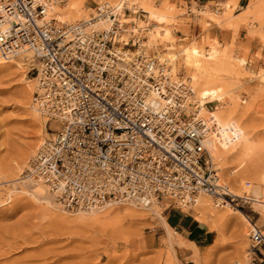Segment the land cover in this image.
<instances>
[{
  "label": "built area",
  "instance_id": "built-area-1",
  "mask_svg": "<svg viewBox=\"0 0 264 264\" xmlns=\"http://www.w3.org/2000/svg\"><path fill=\"white\" fill-rule=\"evenodd\" d=\"M135 5L97 3L89 18L63 22L48 15V0H0V53L30 52L33 102L58 122L27 172L70 210L163 198L182 209L200 192L241 208L238 198H249L228 190L207 145L211 136L228 139V129L200 109L170 63L145 53V35L118 18ZM98 16L109 17L106 27L94 25ZM248 235L252 250L264 247L256 222Z\"/></svg>",
  "mask_w": 264,
  "mask_h": 264
},
{
  "label": "rangeland",
  "instance_id": "rangeland-1",
  "mask_svg": "<svg viewBox=\"0 0 264 264\" xmlns=\"http://www.w3.org/2000/svg\"><path fill=\"white\" fill-rule=\"evenodd\" d=\"M104 1H113V4L117 0H48V3L59 9L52 16L56 18L61 13L63 22H72L86 19L94 13L96 4ZM130 2L137 7L140 4L143 9V4L148 2L167 14L163 19H150L147 13L140 12L136 24L151 25L143 33L145 53L156 54L160 59L169 45L195 47L201 52V59L208 62L213 60H206L205 56L212 50L217 53L218 66L212 64L213 69L206 66L186 70L181 52L170 66L175 75L184 77L190 84L191 76L201 82L213 77L221 89L225 87L218 92L219 98L204 105L211 112L228 109L235 129L231 136L234 139L222 141L224 147L213 160L228 188L244 197H248L243 193L247 190L249 195L261 200L259 204L241 198L237 201L242 203L241 212L249 215L264 232V206L261 205L264 202V64L256 63L258 59L264 60V53L258 49L251 55L249 45L237 38L243 28L245 37L264 43V0H223L218 2L223 6L221 10L204 6L206 10L202 11L195 9L194 0ZM188 6L195 11V16L187 11ZM249 6L254 7L253 13L243 12ZM69 15L74 18L69 19ZM136 16L130 12L126 17L131 21ZM214 26L224 33L219 35ZM151 30L161 33L156 47L149 42ZM22 54L15 56L13 62L0 64V264H239L249 259L252 253L249 221L235 212V222L230 209L235 207L217 205L205 194L182 210L164 200L154 201L150 206L113 204L105 207L99 220L90 222L71 215L76 210L62 212L52 208V203L56 204L52 196V202L46 204L32 194L29 179L32 177L27 173L30 158L55 127L51 121L46 122L45 116L33 115L32 97L29 102L25 100L24 89L28 81H35V75L28 70L29 58ZM193 89L197 98V89ZM235 131L240 135L233 137L237 134ZM243 140L250 149L246 155ZM28 144H33V149L17 167L16 161H20ZM240 154L242 157H238ZM240 158L249 162V171L238 170L233 177L226 178L224 171L236 169ZM255 186L260 191L257 195L253 192ZM201 202L205 207L199 208ZM183 214L205 224L209 234L200 241L201 248L194 246L190 254L178 251L177 257L173 243L167 242L165 225L167 222L171 229L168 233L175 234V219Z\"/></svg>",
  "mask_w": 264,
  "mask_h": 264
},
{
  "label": "bare ground",
  "instance_id": "bare-ground-1",
  "mask_svg": "<svg viewBox=\"0 0 264 264\" xmlns=\"http://www.w3.org/2000/svg\"><path fill=\"white\" fill-rule=\"evenodd\" d=\"M105 2V1H104ZM113 2V1H112ZM111 2V3H112ZM115 3H117L118 2V0L117 1H114ZM128 2L129 3H131L130 2V0H128ZM134 2V1H133ZM103 3V2H102ZM144 9L142 8V6L139 4V6L137 7L136 5L135 6H133V9H132V11H131V13H134V14H137V16H136V18H135V20H131V21H129V20H127V17L126 16H128L130 13H128V14H126V15H123V13H120V15L118 16V18L121 20V21H125V20H127V22L129 23L128 25H127V29L128 30H133V32L135 33V32H139V31H141L142 32V34L144 33V32H146V31H149L150 30V28H151V25H144V26H139V25H137L136 24V22H137V19L138 18H140V12L139 11H137V9L138 8H141L142 10H144L145 11V13H147V15H148V18H150V19H153V18H161V19H163V18H166V11H164L163 9H159L158 7H156V6H152L151 4H149L148 2H145L144 4ZM201 8V7H200ZM195 9H196V6H195ZM58 7H56V5L55 4H50V3H48V8H47V12H48V15H51L53 12H58ZM95 10V9H94ZM198 11L200 10V11H202V10H204L203 8H201V9H197ZM95 12V11H94ZM60 13V12H59ZM74 14H75V12H73ZM72 13V14H73ZM70 14H71V12H70ZM73 14V15H74ZM62 14L60 13L59 15H57L56 16V18H58L59 20H61V21H64V19H63V17L61 16ZM79 16V13L78 14H76V16ZM70 16V17H69ZM68 17H69V19L70 18H74V16L73 17H71V15H69ZM77 16V17H78ZM90 17V15H88V17L87 18H89ZM86 18V19H87ZM63 19V20H62ZM76 19V18H75ZM67 21V20H66ZM108 22H109V17H103V16H98L97 18H95L94 19V25L95 26H97V27H106L107 26V24H108ZM146 26V27H145ZM144 28H146L145 30H144ZM158 34H161L160 32L158 33V32H155L154 30H151V34H150V37H149V42H150V44L153 46V47H156L157 46V40H158ZM127 35H129L128 33H127ZM147 43V42H146ZM141 44H143L144 45V41L141 43ZM167 49H168V51L166 52V53H162L161 55H160V59L159 60H165V61H167L168 63H170L171 64V62H174L175 60H176V58H177V56H178V54H180V52L182 53V56H183V59H184V66H185V68H186V70H190L192 67H196V68H202V67H206V66H208L209 68L211 67V69H213V65H216V66H218V61H217V59L219 60V57L217 56V53H215L213 50L211 51V53L207 56H205V59L206 60H208V58H211V59H209L210 61L211 60H213L212 62H208V61H203L202 59H201V57H202V54H201V52L199 51V50H197L195 47H192V48H187L186 46H184V47H182V48H178V47H176V46H173V45H169L168 47H167ZM21 54V53H20ZM20 54H18V55H20ZM156 55V54H155ZM21 56H23V57H25L26 59L27 58H29V60H31V54H30V52H27V53H25V54H22ZM216 57H218L217 59H216ZM13 58L14 57H8V58H6V57H4V56H2L1 55V53H0V64L2 65V64H5V63H8V62H10V61H12L13 60ZM13 62V61H12ZM202 63H204V64H202ZM213 64V65H212ZM19 65V64H18ZM212 65V66H211ZM215 68V67H214ZM193 69V68H192ZM207 69V68H206ZM171 70H172V68H171ZM173 72V71H172ZM211 72V71H210ZM175 75V74H174ZM34 79H35V81H33V82H31V81H28V83H27V85H26V88L24 89V96H25V100L27 101V102H29V100H30V98L32 97V103L30 104V106H31V109H32V111H33V115L35 116V117H39V114H41L40 112H39V110L37 109V107H36V105H35V103L33 102V92H34V90H35V88H36V76H34ZM190 80H191V82H192V87L193 88H195V89H197V93H198V97L196 98V96H195V93H194V96H195V98L198 100V104L200 105V109L203 111V112H205V113H207V112H209L205 107H204V105H205V103L206 102H208V101H212V100H214L215 98H219V94H218V92L221 90L222 91V89L224 88L225 89V87H223L222 89L220 88V86L216 83V80L213 78V77H208V78H206L205 80H203V82H201V80L200 79H198V78H196V76H191V78H190ZM215 84H217L218 86H216ZM215 85V86H214ZM225 85V84H224ZM225 86H227V85H225ZM226 90H228L227 88H226ZM225 92V91H224ZM228 110V109H227ZM227 110H218V111H215V112H212V114H214L215 115V117L217 118V120L220 122V124L223 126V127H225V129L227 128L228 130H226L225 131V136L228 138V139H226L227 141L229 140V139H231L232 137V134H233V132H234V128H233V123H232V121L230 120V117H231V112H229V111H227ZM42 115V114H41ZM44 116V115H43ZM46 122H48V121H51V123H54V127L56 128V127H58V122L57 121H55L54 119H51V120H48V118L46 117ZM233 121H234V119H233ZM236 122V121H235ZM42 127H43V125H44V122H42ZM236 133H237V131H235ZM40 133H41V131H40ZM53 134V133H52ZM51 134V135H52ZM239 136L240 134L239 133H237V134H235V136ZM242 138V137H241ZM234 139V138H233ZM233 139H231V140H233ZM244 141V140H243ZM42 142V141H41ZM209 142H210V144H209ZM227 143V142H226ZM224 144H225V142H222V141H220L219 139H216L215 137H213V136H211L209 139H208V141H207V145H208V147H209V150H210V153H211V155H212V158L214 157V155L215 154H218V153H220L221 151H222V149H223V147H224ZM228 145V144H227ZM226 145V146H227ZM243 146L246 148V152H245V155L246 154H248V151H250V149H248L249 148V146H248V143H246L245 141H244V143H243ZM33 144H28L27 145V147L26 148H24V151H23V153H22V155H21V159H20V161H16V163H17V167H20L21 166V164H23L24 163V159H25V156L29 153V151H31L33 148ZM247 149H248V151H247ZM244 152V151H243ZM241 153H242V150H241ZM243 155V154H242ZM241 156V154L238 156V157H240ZM244 156V155H243ZM242 157V156H241ZM239 159V158H238ZM241 160H239V162L237 163V165H236V169H232V170H227V171H224V173H223V175L226 177V178H231V177H233L234 176V174H235V172H237L238 170H241V172H247V171H249V169H250V165H249V162H247L244 158L242 159V158H240ZM246 159H247V157H246ZM28 173V172H27ZM28 175L30 176V177H32L31 176V174H29L28 173ZM28 175H26V176H28ZM29 178V177H28ZM30 180H32V182H31V185H30V187L32 188L31 190V192H32V194H36V195H38L39 197H40V199H42V200H45V203L46 204H49V202H52L51 200V198L53 197V198H55L56 199V204L54 203H52V205H51V207L52 208H54V209H57V210H60V211H62V212H70V211H66V210H70V209H67V208H65V207H63L60 203H59V201L57 200V198H56V192L55 191H52V190H50V188L43 182V181H41L40 179H37V178H35V177H32V178H29ZM223 181V180H222ZM27 184H29V183H27ZM245 185L246 186H248V184H246V182H245ZM228 190L229 191H231L232 193H234V194H236V195H239V196H242V197H244V195H242V194H240V193H238V192H235L234 190H232L231 189V187H229L228 188ZM247 191V190H246ZM244 191L243 193H245V195H248V197H246V198H249V200H253L254 202H258V204L259 203H262L261 202V200H259L258 198H254L252 195H249V191ZM253 192H254V194L255 195H257L260 191H259V189H257V187L255 186L254 188H253ZM203 194H205V195H208V196H210L211 198H212V200H213V197L211 196V195H209V194H207V193H203V192H200V193H198L195 197H194V200H193V202L190 204V205H192L193 203H195V201H196V199L200 196V195H203ZM52 196V197H51ZM54 200V199H53ZM167 201L166 202V204H168L169 205V201H168V199H166V198H163V199H160V200H155V199H153L152 201H150V202H148V203H140V204H137V203H134V202H121V203H116V202H113V203H106V204H104L103 206H100V207H98V208H90V209H76V211H74V212H72V214L71 215H76L79 219H81V220H83V221H87V222H90V221H94V220H99L100 218H99V216L105 211L104 209H105V207H107V206H110V205H113V204H130V205H135V206H150L151 205V203L152 202H154V201ZM217 201L218 200H214V202L217 204V205H220V206H224V205H231V206H233V207H235V209L234 208H230L231 210H232V212L233 213H231L232 214V219L236 222L237 221V216L235 215V212H239V214L242 216V218H245V220H247V221H249V223L248 224H250V228H249V230L251 229V228H253V226H254V223H255V221H252V219H251V217H249V216H245L244 215V213L243 212H241V208H238V207H236V206H234V205H232L231 203H226V204H219V203H217ZM60 204V206L58 205V204ZM198 205H200V207L199 208H203V206L205 205L204 204V202H201L200 204H198ZM262 206H264V202H263V204H261ZM184 207H188V206H184ZM183 207V208H184ZM198 207V206H197ZM205 207V206H204ZM182 208V209H183ZM66 209V210H65ZM181 209V210H182ZM198 209V208H197ZM105 213V212H104ZM114 219V218H113ZM263 231V230H262ZM249 232V231H248ZM172 234H171V232L170 233H168V235H167V242L169 243V244H171L172 243ZM252 250V249H251Z\"/></svg>",
  "mask_w": 264,
  "mask_h": 264
},
{
  "label": "crops",
  "instance_id": "crops-1",
  "mask_svg": "<svg viewBox=\"0 0 264 264\" xmlns=\"http://www.w3.org/2000/svg\"><path fill=\"white\" fill-rule=\"evenodd\" d=\"M190 1V0H186ZM197 5H199L201 8L205 9L204 6H208L210 9H215L213 2L212 1H218L221 2L223 0H194ZM240 2V0H239ZM223 8V7H222ZM253 6H249L247 8H243L244 11L249 10L248 13L252 12L253 13ZM206 10V9H205ZM195 16V15H193ZM215 27V26H214ZM190 31H192V28H188ZM217 33L219 35H222L224 31L221 28L215 27ZM183 33V32H180ZM229 33V32H227ZM230 34V33H229ZM238 39L240 38L243 42L247 43L249 45V53L251 55H255L256 51L258 49L261 50L262 53H264V43H262L260 40L257 38H251L248 39L245 37V33L243 28L240 29L239 36L237 37ZM159 42V40H157ZM256 63L259 64H264L263 59H258ZM249 216V215H246ZM175 225H177V230L176 233H171L172 236V247L174 246L175 254H178V251L184 252V253H191V251L197 246L201 248L199 245L200 241L205 240L208 237L209 234V229L207 226L200 221H197L193 217H188L186 214L177 216V219H175ZM166 234L168 235L169 230H171L166 222ZM166 235V237H167ZM174 241L177 242L176 245H174ZM183 243V244H182ZM195 246V247H194ZM196 247V248H197ZM173 250V251H174ZM174 254V253H173ZM178 257V255H177ZM191 260V257L189 258ZM239 264H264V247H261L259 251L257 250H252V253L250 254V257L248 260H246L243 263Z\"/></svg>",
  "mask_w": 264,
  "mask_h": 264
}]
</instances>
